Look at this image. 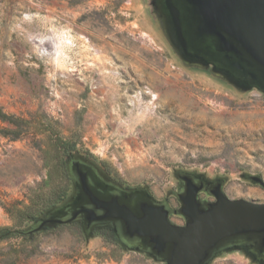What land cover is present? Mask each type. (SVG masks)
Here are the masks:
<instances>
[{
  "label": "rangeland",
  "instance_id": "obj_1",
  "mask_svg": "<svg viewBox=\"0 0 264 264\" xmlns=\"http://www.w3.org/2000/svg\"><path fill=\"white\" fill-rule=\"evenodd\" d=\"M167 2L0 0V113L15 123L0 120V229L18 232L0 240V264H166L103 228L36 230L79 200L74 162L173 210L180 175L264 203V92L186 55ZM251 249L207 264H264Z\"/></svg>",
  "mask_w": 264,
  "mask_h": 264
},
{
  "label": "water",
  "instance_id": "obj_2",
  "mask_svg": "<svg viewBox=\"0 0 264 264\" xmlns=\"http://www.w3.org/2000/svg\"><path fill=\"white\" fill-rule=\"evenodd\" d=\"M174 34L186 55L197 57L226 72L232 79L264 92V0H168ZM79 200L63 208L58 217L41 220L56 226L84 220L121 223L129 235L147 237L156 257L166 264H207L219 250L232 245L252 246L255 259L264 262V203L230 200L220 189L217 202L205 210L197 202L198 189L186 183L179 196L186 227L167 220L165 206L143 194L125 196L93 183L78 162ZM83 183H80V182Z\"/></svg>",
  "mask_w": 264,
  "mask_h": 264
},
{
  "label": "flooded vegetation",
  "instance_id": "obj_3",
  "mask_svg": "<svg viewBox=\"0 0 264 264\" xmlns=\"http://www.w3.org/2000/svg\"><path fill=\"white\" fill-rule=\"evenodd\" d=\"M89 174H90V172H89ZM74 176L76 177V179L78 178V174H77L76 170L74 171ZM76 179H74L75 187L77 189V193L80 194V189H79L78 184H77L79 181H76ZM77 180H79V178ZM178 180H179V188H178L177 192L175 193V197L179 203V208L177 210H173V209L169 208L166 203L155 202V201L154 202L157 205L165 206L167 208V210L170 212L168 217H167V220L170 224H172L173 226H176V227L183 228V227L187 226L189 220L186 216H184L182 214L183 205L179 199V196L181 194H183L184 191H186V183H193L195 188L198 189V192L196 194V200H197V202H199L202 205V207L205 210H208V207L210 205L217 202V199L214 196V193L218 189L221 190V184H220V182L215 181V182H211L210 184L207 185L204 180L193 177L192 175H180L178 177ZM80 183H83V182L81 181ZM93 183H96V182L93 180ZM201 194H206L207 197L210 198V200L206 199V198H201L200 197ZM175 214L181 218L182 221H180V223L174 222L170 219V217L175 215ZM74 222L79 223L83 227L85 233H89L94 228H103L104 230L108 231L109 234L113 235V237L118 241V243L121 246H124L127 248H135V249L142 250L143 252L148 253V254L152 255L154 258L158 259L156 257V251L153 248L154 247L153 243L151 242V240L149 238L140 237L137 235H129L125 231V229L121 223L110 221V220L106 221V222H101V223L93 222L90 225H88V228H86V226H85L86 222L82 219H78L76 221L67 222V223H74ZM64 224H66V223H64ZM225 248H227V247H224L222 249H225ZM219 251H221V249ZM158 260H163V259L160 258Z\"/></svg>",
  "mask_w": 264,
  "mask_h": 264
},
{
  "label": "trees",
  "instance_id": "obj_4",
  "mask_svg": "<svg viewBox=\"0 0 264 264\" xmlns=\"http://www.w3.org/2000/svg\"><path fill=\"white\" fill-rule=\"evenodd\" d=\"M0 120H2L4 122H8L9 124L15 125V123H13L9 117H7V116H5V115H3L1 113H0ZM11 134L14 135L15 132H13ZM5 135H8V133L7 134L5 133ZM14 136H15V138L17 137L16 134ZM60 150H61L62 154L68 155L69 153L75 151V145L73 143L64 142V143H62V146H60ZM64 196L65 195L63 193H61L60 201L64 198ZM16 234H18L17 231H13V230H11L9 228H1L0 229V240L7 239V238L12 237V236H14Z\"/></svg>",
  "mask_w": 264,
  "mask_h": 264
},
{
  "label": "bare ground",
  "instance_id": "obj_5",
  "mask_svg": "<svg viewBox=\"0 0 264 264\" xmlns=\"http://www.w3.org/2000/svg\"><path fill=\"white\" fill-rule=\"evenodd\" d=\"M36 41H37V42H41V40H38V39H37ZM36 41H35V42H36ZM41 44H42V43H41ZM55 50H56V49H55ZM54 60H55V61L58 60V53H56V56H55ZM155 97H156V96H155ZM152 98H153V97H152ZM153 100H154V99H153Z\"/></svg>",
  "mask_w": 264,
  "mask_h": 264
}]
</instances>
